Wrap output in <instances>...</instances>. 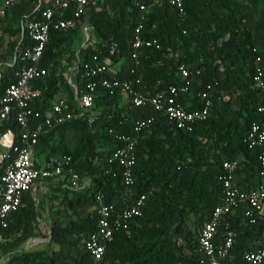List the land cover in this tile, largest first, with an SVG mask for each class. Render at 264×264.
Segmentation results:
<instances>
[{
    "label": "trees",
    "instance_id": "16d2710c",
    "mask_svg": "<svg viewBox=\"0 0 264 264\" xmlns=\"http://www.w3.org/2000/svg\"><path fill=\"white\" fill-rule=\"evenodd\" d=\"M36 1L34 0L33 8ZM135 1L137 0H114L112 6L102 5L100 8H93L89 3L87 21L93 27V44L86 43L84 46L80 44L78 48L75 47L80 30L78 27L50 31L41 61L43 67L49 68V73L43 82L35 83L41 89L42 95L31 104L32 107L41 106V110L45 111L50 100L60 91L68 96L72 95L71 87L65 78L56 74L60 66L61 47H70L68 59L75 57L76 52L80 51L84 60H88L92 55L106 57L107 45L111 42L118 43L123 52L127 50L132 28L139 14ZM226 2L227 0H183L186 11L183 20L166 5L154 11L148 10L142 15L146 27L145 36L157 38L161 44L159 50L146 51L141 63L144 81L151 86L160 81L161 88L170 84L176 85L180 83L175 75L177 64L201 66V75L193 78L194 93L206 85L215 84L212 97L214 109L208 119L196 125L192 134L156 122L151 131L140 139L137 146L139 163L133 196H138L148 188H152L153 192L146 201L143 217L131 223L129 232L116 233L113 241L107 246L104 258L111 264H198L195 259L196 232H189L186 244H179L168 237L170 230L166 224L176 219V227H179L183 224V214L189 212L196 217L195 228L202 226L220 199L221 189L216 179L218 170L214 164L222 157L240 158L245 164V176L254 172L257 167L258 152L248 149L242 138L250 124L257 122L260 117L256 107L264 101V94L254 87L253 76L256 72V57H260L261 68L264 70V51L256 48V42L247 33L239 30L240 23L246 18L243 10L232 12L227 17L238 34L221 23H218L219 32L207 34V39L205 36L198 37L193 31L195 22L192 16L208 9L211 12L217 11ZM33 14L31 11L29 16ZM65 16L71 17L70 11ZM19 32L20 28L13 33ZM222 39V45L218 46L216 43ZM20 46L18 39L12 42L8 51L9 60ZM119 59L118 56L112 57L114 62ZM6 69L8 72L12 71L11 67L7 66ZM11 80L8 77L0 80V97ZM236 96L240 105L231 113L230 102ZM189 99L193 102L189 109L197 107L196 98ZM121 101L120 92L113 96L101 95L97 103L101 114L92 125L88 126L85 121L67 123L39 138L35 150L40 159L41 155L46 159L54 155L70 156L72 166L79 174L93 176V186L85 191L68 190L60 184L52 186L53 190L77 193L79 200L87 205H90L91 198L97 191L104 195L107 202L121 201L124 186L120 176L103 174L104 169L108 168L104 162L109 154L106 147L114 143L109 131L128 133L130 125L119 124L120 114L126 111L136 112L131 110L128 104L121 106ZM108 115H111V118ZM228 115H231L230 118L225 119ZM8 130L18 135L19 127L13 116L0 121V134ZM70 131L81 133L72 148L62 144ZM187 159L190 160L189 164L177 169L179 164ZM1 175L0 168V177ZM35 208L32 194L29 192L25 195L22 205L9 217V226L4 231L7 241L0 249L18 232L28 231L33 223H38ZM231 220L236 221L233 225L237 235V247H243L250 229L243 228L238 218ZM261 220L264 223V215ZM94 229L95 219L91 212L86 214L81 222L60 228L62 235H70L66 241L77 253L73 264H88V256L80 244V236ZM44 254L43 250H37L16 256L15 259L20 258L30 264H43L42 261H49L46 264L56 262L57 259Z\"/></svg>",
    "mask_w": 264,
    "mask_h": 264
},
{
    "label": "built area",
    "instance_id": "2783aa9c",
    "mask_svg": "<svg viewBox=\"0 0 264 264\" xmlns=\"http://www.w3.org/2000/svg\"><path fill=\"white\" fill-rule=\"evenodd\" d=\"M89 3L90 0H37L33 16L20 26L17 39L21 46L16 48L8 63L12 71L7 70L0 78L12 79L0 97V121L13 116L19 127L18 135L11 130L0 134V247L7 241L4 231L9 226V217L22 205L25 195L31 193L35 184H60L62 188L74 191H85L93 186V176L79 174L72 166L70 156L54 155L42 161L36 155L35 147L41 136H47L67 123L85 121L88 126L92 125L101 114L98 97L120 92V105L128 104L136 112L120 114L119 124L130 125L128 133L109 131L114 143L106 147L109 154L104 162L108 168L103 174L119 175L124 193L121 201L107 202L100 191L95 192L88 205L95 219V229L80 236L88 264H111L104 258L107 246L116 233L129 232L131 223L143 217L146 201L153 192L148 188L133 196L140 139L156 122L192 134L196 125L213 112L215 84L206 85L194 93L193 78L201 75L202 67L185 63L175 66L179 84L161 88L160 81L155 86L144 81L141 63L146 51L159 50L161 44L157 38L145 36L143 13L166 5L183 20L186 11L183 0H137L135 6L139 14L127 50L123 52L118 43L111 42L107 45L106 57L92 55L88 60L77 51L71 59L74 63V78L70 84L72 95L60 91L50 100L45 111L41 106L32 107L31 104L42 95L35 83L43 82L49 73V68L43 67L41 61L50 31L78 27L84 35L82 46L95 43L91 37L93 27L87 21ZM11 6V0L1 4L0 16H4ZM68 11L71 17L65 16ZM115 56L120 58L119 61L112 60ZM255 65L254 87L264 94V70L260 57H256ZM111 68L115 71L111 72ZM189 97L196 98L197 107L189 109L193 104ZM256 112L259 120L250 124L242 138L248 149L258 152L255 171L245 176V164L235 156L222 157L214 164L218 170L216 179L221 195L197 229L195 259L198 264H264V223L261 220L264 215V101L258 104ZM189 161H182L177 169L186 167ZM231 218L240 219V225L250 229L243 247H237L233 225L236 221Z\"/></svg>",
    "mask_w": 264,
    "mask_h": 264
},
{
    "label": "rangeland",
    "instance_id": "374dc122",
    "mask_svg": "<svg viewBox=\"0 0 264 264\" xmlns=\"http://www.w3.org/2000/svg\"><path fill=\"white\" fill-rule=\"evenodd\" d=\"M6 0H0V5ZM11 9L5 11L4 16H0V78L7 72V66L10 62L8 51L11 49L12 42L19 37V33H13L28 19L33 10L34 0H11ZM114 0H90L93 8H100L102 5L112 6ZM112 14V8L109 9ZM243 10L246 18L240 23L239 30L247 33V35L256 42V48L264 51V0H227L226 4L220 6L217 11L211 12L209 9L192 16L195 22L193 31L198 37L207 34L219 32L218 23L228 26L233 30L232 23L228 22L227 17L232 12ZM227 37L224 38L226 40ZM222 40L216 44L222 45ZM84 42L82 30H79L78 39L75 47L78 48ZM209 45V44H208ZM60 66L57 68L56 74L62 75L70 85L73 81V66L70 55V47L65 45L59 49ZM65 63V64H64ZM64 64V65H63ZM115 68H111L114 72ZM227 100V98H225ZM238 97H233L230 102L229 112H234L239 107ZM230 113V114H231ZM231 115L225 116L229 119ZM80 132H68L64 139L63 145L73 147L77 143ZM44 155H41L43 161ZM45 183L37 185L40 203L35 208L38 223H33L28 231L18 232L11 241L0 249V264H30L16 256H21L26 252H35L43 250L44 256L57 259L54 264H73L77 255L74 248L68 240L70 235H62L60 228L69 227L73 223L81 222L86 214L89 213V206L79 200L77 193L59 192L55 190L41 189ZM182 204H180L181 206ZM179 206V207H180ZM195 215L185 212L183 214V224L176 227V219L166 224L170 230L169 238H173L179 244H186L189 232H197L195 228ZM54 232V233H51ZM53 234V235H52ZM43 258V257H42ZM43 264L49 261H42Z\"/></svg>",
    "mask_w": 264,
    "mask_h": 264
},
{
    "label": "crops",
    "instance_id": "0c3cea01",
    "mask_svg": "<svg viewBox=\"0 0 264 264\" xmlns=\"http://www.w3.org/2000/svg\"><path fill=\"white\" fill-rule=\"evenodd\" d=\"M42 184H43V183H42ZM37 185H40V186H41V183H37V184H35L34 189L31 191V194H32V197H33V200H34V204H35L36 207H37V206L39 205V203H40L39 196H38V192H40V190H39V191H36V187H37ZM51 185H52V184L45 183V185L42 186L41 189H45V191H46V189H48V190L51 189V190H52L53 188H52Z\"/></svg>",
    "mask_w": 264,
    "mask_h": 264
}]
</instances>
